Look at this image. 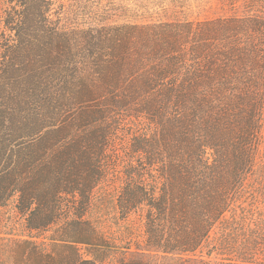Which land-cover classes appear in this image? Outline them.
<instances>
[{
    "label": "trees",
    "instance_id": "trees-1",
    "mask_svg": "<svg viewBox=\"0 0 264 264\" xmlns=\"http://www.w3.org/2000/svg\"><path fill=\"white\" fill-rule=\"evenodd\" d=\"M223 1L0 0V264H264V0Z\"/></svg>",
    "mask_w": 264,
    "mask_h": 264
},
{
    "label": "rangeland",
    "instance_id": "rangeland-1",
    "mask_svg": "<svg viewBox=\"0 0 264 264\" xmlns=\"http://www.w3.org/2000/svg\"><path fill=\"white\" fill-rule=\"evenodd\" d=\"M102 1L109 8L111 19L123 21L132 19L134 21H150L164 18H188L191 20H204L218 16H226L239 13L241 7L231 9L223 0H93ZM88 5V4H87ZM125 8L131 11L124 14ZM132 14V18L124 15ZM169 13L173 15L168 16ZM115 172H111L108 180L96 188L94 193L91 215L102 217L104 220L116 221L115 199L118 190V182L114 178ZM133 217V216H132ZM118 222H121L117 219ZM123 224V223H121ZM136 226V224H135ZM138 233V231H135Z\"/></svg>",
    "mask_w": 264,
    "mask_h": 264
}]
</instances>
